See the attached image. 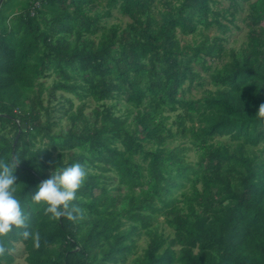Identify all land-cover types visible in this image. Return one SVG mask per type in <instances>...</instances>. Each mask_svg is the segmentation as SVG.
Wrapping results in <instances>:
<instances>
[{
	"label": "trees",
	"instance_id": "16d2710c",
	"mask_svg": "<svg viewBox=\"0 0 264 264\" xmlns=\"http://www.w3.org/2000/svg\"><path fill=\"white\" fill-rule=\"evenodd\" d=\"M248 1L229 0L230 8ZM215 2L3 0L0 161L23 159L14 175L40 244L14 229L0 264H13L18 243L25 264H126L141 234L146 247L129 264H264V0L249 3L247 46L212 68L224 46L198 28L224 33L219 18L234 19ZM113 9L131 23L102 25ZM179 35L199 39L186 43ZM197 60L211 70L215 90L185 99L203 85H194ZM46 72L57 75L51 87L39 81ZM46 91L81 102L63 111L66 131L53 130ZM88 100L96 104L89 116ZM119 100L125 103L117 110ZM61 101L73 105L64 95ZM178 109L175 129L167 128ZM178 137L195 148V165L185 159L186 146H170ZM220 137L230 141L213 142ZM75 162L88 171L73 201L84 215L53 217L30 194Z\"/></svg>",
	"mask_w": 264,
	"mask_h": 264
},
{
	"label": "rangeland",
	"instance_id": "374dc122",
	"mask_svg": "<svg viewBox=\"0 0 264 264\" xmlns=\"http://www.w3.org/2000/svg\"><path fill=\"white\" fill-rule=\"evenodd\" d=\"M216 2L212 4V7L214 9H219L226 11V9H229L230 12L234 13V19L232 23H229L227 20H223V18H219L220 21L228 26V31L221 33L219 30H217L215 27H212L210 29H203L202 27L198 28V31H200L202 34L208 35L211 39L218 37L221 39V44L224 46V53L221 57V59H216V60H210L208 64H212V68L214 67H220L222 64L225 62L229 61L231 56L230 53L233 51L235 54L241 49L245 48L247 46V35H248V12H249V3L255 1V0H249L248 2L240 3L239 6H237L235 9L230 8V2L229 0H215ZM154 11H160V5L155 4V9ZM226 16V13H225ZM229 17V15H227ZM102 25H105L107 28L110 27L111 25H117L121 29L125 28L128 24L131 23V20L128 19L127 17L123 16L118 9H113L111 11V15L108 18H104L101 21ZM179 39L182 42L186 43H194V39L198 40L199 37H194V36H178ZM191 67L193 70L200 72L201 77L198 78V81L194 83H202L203 85L200 87H196V89L192 90L190 93L186 92L183 97L185 99L188 98H199L202 93L205 90H215L214 85L210 82L209 79V72H204L201 70V62L200 61H195L191 64ZM57 79V75L51 74L49 72H46L43 77L39 79L40 82H43L45 86L51 87L52 83ZM187 84L184 85L186 87ZM64 95L65 98H70L72 99L73 105L70 107L69 103L66 101H61V96ZM44 98V105H50L55 111L53 113V120L56 122V126L53 127L54 131H66L67 128L69 127V120L67 119V116L63 113L64 110L69 109V111H77V108L80 105V101L74 97L73 95L63 93V92H55L52 95H50L47 91L43 94ZM89 103V108L84 110V114L89 116L91 113V108L95 107L96 104L93 102ZM111 102H107V104H110ZM123 100H119V103L116 105V109L118 110L119 108L123 109L124 105ZM182 109H178L175 113H170V119L167 122V128L175 129V126L171 124L173 121L176 113H180ZM6 134V132H4ZM230 139L228 137H220L214 139L215 142H226L228 143ZM182 144L187 147L185 159L189 161L191 164L195 165L197 159H198V153L195 152V148L189 143V140L187 137H178L173 142L170 144V146L174 145H179ZM35 147H38L35 146ZM189 183L187 184L188 187ZM197 187H201V184H198ZM186 188H181L176 192V195H179L182 190H185ZM163 222V216L158 218V225H160ZM165 227V225H164ZM166 228V227H165ZM148 238L146 235L141 234L139 237H137V248L135 249V253L132 254L129 257V261L126 264H129L130 260L134 257V255H139L141 254L142 250L146 247ZM13 253V264H25V251L23 250V245L18 243L16 244V248L12 251Z\"/></svg>",
	"mask_w": 264,
	"mask_h": 264
},
{
	"label": "clouds",
	"instance_id": "9594fccd",
	"mask_svg": "<svg viewBox=\"0 0 264 264\" xmlns=\"http://www.w3.org/2000/svg\"><path fill=\"white\" fill-rule=\"evenodd\" d=\"M258 111H264V104ZM23 159L13 156L11 162L0 161V256L9 249L5 246L4 238L13 230H22L24 239H32L39 247L40 234L29 227V213L26 211L20 196L21 192L14 171ZM88 171L80 162L66 167L56 168L51 175L40 182L31 193V199L46 206V211L53 217L67 216L77 220L84 215V209L73 203L77 192L85 183Z\"/></svg>",
	"mask_w": 264,
	"mask_h": 264
},
{
	"label": "water",
	"instance_id": "95a60500",
	"mask_svg": "<svg viewBox=\"0 0 264 264\" xmlns=\"http://www.w3.org/2000/svg\"><path fill=\"white\" fill-rule=\"evenodd\" d=\"M2 3H3V0H0V7H1V5H2ZM20 134V132L18 133V135ZM17 135V136H18Z\"/></svg>",
	"mask_w": 264,
	"mask_h": 264
},
{
	"label": "built area",
	"instance_id": "2783aa9c",
	"mask_svg": "<svg viewBox=\"0 0 264 264\" xmlns=\"http://www.w3.org/2000/svg\"><path fill=\"white\" fill-rule=\"evenodd\" d=\"M38 5V2L37 3H35V6H37Z\"/></svg>",
	"mask_w": 264,
	"mask_h": 264
}]
</instances>
